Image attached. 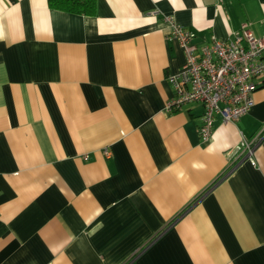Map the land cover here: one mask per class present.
I'll return each mask as SVG.
<instances>
[{
  "label": "crops",
  "instance_id": "crops-1",
  "mask_svg": "<svg viewBox=\"0 0 264 264\" xmlns=\"http://www.w3.org/2000/svg\"><path fill=\"white\" fill-rule=\"evenodd\" d=\"M0 0V264H264V77L210 140L169 76L197 41L264 36V0ZM110 150V155L106 154Z\"/></svg>",
  "mask_w": 264,
  "mask_h": 264
},
{
  "label": "built area",
  "instance_id": "built-area-1",
  "mask_svg": "<svg viewBox=\"0 0 264 264\" xmlns=\"http://www.w3.org/2000/svg\"><path fill=\"white\" fill-rule=\"evenodd\" d=\"M169 37L184 48L186 61L179 72L169 76L175 95L167 109L201 103L204 112L198 130L202 141H208L217 114L225 122H237L255 105V80L264 77V36L244 26L230 39L198 42L194 31L172 21ZM263 140L264 127L253 139H243L233 169L244 160H253Z\"/></svg>",
  "mask_w": 264,
  "mask_h": 264
},
{
  "label": "trees",
  "instance_id": "trees-1",
  "mask_svg": "<svg viewBox=\"0 0 264 264\" xmlns=\"http://www.w3.org/2000/svg\"><path fill=\"white\" fill-rule=\"evenodd\" d=\"M97 0H51L52 6H57L66 10L94 14Z\"/></svg>",
  "mask_w": 264,
  "mask_h": 264
}]
</instances>
